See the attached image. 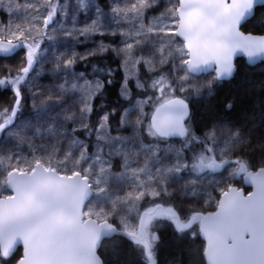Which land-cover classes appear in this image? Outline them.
Listing matches in <instances>:
<instances>
[{"label": "trees", "instance_id": "1", "mask_svg": "<svg viewBox=\"0 0 264 264\" xmlns=\"http://www.w3.org/2000/svg\"><path fill=\"white\" fill-rule=\"evenodd\" d=\"M97 2L103 12L109 8L108 0ZM156 2L165 7L178 8V0ZM59 3L58 11L61 13L63 0H59ZM43 10L46 11V7ZM59 14L54 20H58ZM262 19L264 5L257 7L254 16L242 25L243 30L258 33L262 27ZM0 21L5 28L9 21L20 24L18 20L10 19L6 13ZM49 27L54 29L53 23ZM118 27H122L121 23H118ZM113 31L115 30H103V34L95 33L91 38L89 35H80L78 31L73 35H65L64 33L70 31L64 30L60 35L54 33L53 39L45 38L28 77L21 84L22 106L14 123L2 132L0 138V175L4 177L7 170L16 166L31 171L36 159H41L46 165L61 170L62 174H71L77 169L68 168L67 165L55 161L62 157L65 161L66 155L74 148L73 143L76 139L84 138L92 144L95 143L98 134L102 140L99 148L108 154L116 150L113 155H117L118 149L123 147L120 145L121 139L110 138L106 133H115L114 129L122 127L118 129L120 130L118 136H128L129 133L133 134L134 130L138 133L136 135L138 139L145 143L154 146L174 144L176 150L182 151L186 164L176 174L166 179L157 175L132 178L133 184L114 189L111 196L98 193L100 185L98 186V180L96 181V174H92L86 167L77 170L89 176L92 181L94 195L87 205L91 206L96 202L102 205L103 209L110 211L113 208V201H116L113 214L119 215L113 217V222L120 229H124L125 220L122 222L120 218L123 216L126 219L127 215L122 206L124 202L131 203L133 198L128 200L117 198L126 196L137 187L152 183L155 188L159 187L158 196H147L139 202L137 213L132 217L135 221H138L145 209L158 203L173 208L182 221H187L194 213L214 210L222 194L221 189H227L232 185L243 186L242 175L239 177L235 175L240 161H243L250 170L264 167V62L250 66L244 58L237 59L236 73L227 81H218L212 73L202 76L189 74L193 80L177 93L174 87L177 82L179 83L180 70L177 72L178 77L172 72L171 64L147 72L144 64L140 63L142 87L131 81L129 89H126L129 94L125 96L121 92L125 82L123 53L116 51L123 48L125 43L120 33L115 31L116 34L113 35ZM174 39L183 45L176 34ZM102 44L114 45L115 48L109 47L106 52H100L98 49ZM26 51L27 49L23 47L11 56H0V73L3 76L16 75L15 69L26 60ZM182 51L183 54L185 52L186 59V51L184 49ZM73 52L79 53L74 65L54 69V64L61 53L67 58ZM95 79L100 81L102 89L94 97L91 111L85 117L83 105L86 100L80 85ZM209 80L212 81L211 84L208 83ZM154 81L159 83L154 86ZM61 84L65 85L64 89L59 87ZM72 84H76L77 87L72 88ZM45 94H54L59 99L50 100L43 106H34L33 101L39 102ZM175 95L187 99L191 105V117L187 122L189 134L179 141L161 139L153 135L148 122L150 111ZM15 99V90L11 84L0 85V110L14 104ZM137 105L149 109L148 113L139 116L142 119L141 127L136 125L134 127L127 118L129 109ZM69 114H74L71 119L68 118ZM105 115L108 116V121L106 126L101 128V124L105 123L102 119ZM125 119L126 123L129 122L131 125V131H128V127L122 126ZM81 124L87 127H80ZM19 125L20 133L25 139L20 141L16 135L7 137V134ZM87 151L91 154L97 150L94 146ZM7 152L12 155L10 160L7 159L9 158ZM212 153L219 161L229 160L225 168L216 172L197 171L196 164L199 158L213 155ZM118 165L119 163L112 167L113 174L119 170ZM140 180L144 182L142 185L137 184ZM2 181L0 179V192L5 193ZM148 242L156 264H207L203 254L205 243L200 237L198 223L187 230L178 231L171 219L159 218L148 229ZM20 249L8 257L0 253V264H15ZM99 254L104 264H149L145 247L123 234H115L112 238L104 240Z\"/></svg>", "mask_w": 264, "mask_h": 264}, {"label": "snow or ice", "instance_id": "2", "mask_svg": "<svg viewBox=\"0 0 264 264\" xmlns=\"http://www.w3.org/2000/svg\"><path fill=\"white\" fill-rule=\"evenodd\" d=\"M84 0H81L83 3ZM258 0H234L233 3H223V0H219L214 7L219 9L215 15H209L205 20L201 32L197 38H203L205 41L213 44L216 48L222 49L223 56L217 55L213 49L210 54L202 55L196 47L193 46V33L191 31V25L189 23L190 13L186 12L185 9L188 5L181 4L180 11L176 7L165 8L160 11L158 16L151 18V23L144 24L141 21L140 28L136 31V35H140L142 30L147 32H161L168 33L164 38L168 39L169 42L172 40L171 29L169 27V18H175L183 16L184 19L179 21V32L188 41V46L193 48V59L188 63L189 68H196L200 63L208 64L212 60H216L221 64V69L218 70L217 74L222 75L225 72L230 74L234 67L233 59L234 54L238 49H242L251 58L258 53H264V19L261 20L262 27L257 34L249 31H244L242 28L241 21L244 16L253 11L254 4ZM13 3V0H7V4ZM156 3V0H138L137 4H132L131 9L143 17L145 10L150 9L152 5ZM0 4L7 8V11L11 13L12 7H8L4 0H0ZM16 8L21 7L20 4L14 5ZM28 15L31 17L32 23L26 21L24 25L13 24L11 21L5 27H0V51H7L12 47L20 44L21 42L25 45L27 51L25 53L26 60L18 68L15 69L16 75H4L0 76V85L11 84L15 90L16 99L14 104L4 107L0 110V132L5 131L6 127L11 124L14 118L17 116L19 109L22 106L23 93L21 90L22 82L28 77L30 70L33 67V63L37 58L38 53L41 50V46L47 39L54 38L55 29H51L49 26L53 23L54 18L58 14L60 7L59 0H44V8L46 11H41V4L27 3L23 5ZM114 12L121 13L122 11L127 13L128 8L125 7L123 10L118 6L113 9ZM66 14V13H65ZM158 25V27H156ZM63 27V25L61 26ZM78 31L80 35H91L94 33L103 34L102 27L99 23V19L91 20L89 23L83 25V27L73 29V31L64 33L65 35H73V32ZM121 32H124L121 29ZM115 35V31L112 32ZM141 43V41H137ZM110 47L115 48L114 45ZM109 45L101 46L98 51L106 52ZM118 53H123L125 72L129 75H135V71L129 69V61H133L131 69L138 70V64L140 61H144L149 68L155 67L153 59L149 56H134V45L129 43L121 49H116ZM163 51V49H161ZM94 53H88L92 55ZM79 53L73 52L70 56L65 58L63 53L57 58V62L54 64V69H61L62 67H71L76 63V57ZM84 58V57H81ZM167 57L161 59V63H164ZM163 79V77H161ZM139 84V81H137ZM159 81H154L158 84ZM142 87V85H140ZM61 89L65 88V85L59 86ZM72 88H76V84L71 85ZM81 90L86 94L87 99L91 100L97 92L102 88L101 84L92 85L91 82L85 81L84 84L80 85ZM127 80L125 81V87L121 89L123 95L127 96L129 93L126 90ZM53 99H59V97L52 94L44 95L39 100V106L45 105L48 101ZM168 103L173 101L168 100ZM36 101H33L34 106ZM176 103L183 104V101H176ZM163 107V105H162ZM83 109L91 111V105L85 103ZM74 114H69L68 118L71 119ZM104 124H101V128L106 126L108 116L105 115L103 118ZM80 127H87L85 124H81ZM155 128L156 132L167 134L155 121L150 127V131ZM180 134L183 135L187 129L181 124L179 126ZM214 134V133H213ZM14 135L20 141H23L25 137L20 133L16 132ZM155 135V132H153ZM83 159V154L81 155ZM132 157L128 154H124V163L127 165ZM205 160L208 162V166H218L217 161L214 157L206 158L201 156L198 161L199 166H204ZM223 163V161L219 162ZM147 166V163H145ZM110 170V166L101 168L102 172ZM178 170V169H177ZM133 173L137 171H143V169H131ZM172 171V169H168ZM237 171L246 172L248 177L252 178L255 188L251 192L243 193L236 187H229L227 189H221L225 199L218 201L219 212L215 217H212L211 223L225 226L226 231L223 239L227 240L230 236L232 244L228 247L235 253H246L253 246H255L261 238H264V220L257 222L249 219L246 215L250 213L252 207L256 204L257 200L264 199V183H261L257 179L258 174L255 172H248L246 165L242 162L239 164ZM264 173V169L260 170ZM17 173H23L24 175H17ZM82 173L77 170H73L70 176H61L52 169L49 165H46L41 159L35 160V167L32 168L31 173L27 172L25 168L16 166L15 168L9 169L6 177L7 185L10 189L15 191L17 199L13 201L14 204L25 207L27 215L23 219H27L30 223H34L37 228L48 234L50 238L73 241L80 234H96L98 235L101 231L108 230L109 232L115 231L113 224L109 223L108 218L112 216L115 211L116 201H113L112 210L95 209L90 206H86L85 197L90 190V186L87 183V178L82 177ZM151 179V177H150ZM141 183H144L141 181ZM42 184L55 185L58 191L46 198L43 206H33L31 208L25 206V192L28 190V186L36 187ZM145 192L151 193L153 197L158 196L157 191L154 188H146L143 192H138L135 189L128 192L126 196L118 197V200H128L135 198L138 202L145 196ZM76 193V195H73ZM132 208H136V203L130 205ZM160 208V205H157ZM61 213L66 216V222H61ZM153 214H167L175 218V212L172 208L163 209L162 213L155 212L153 209H148L144 216L140 219L139 230L130 228L129 225L124 222L125 218L122 216L120 219L124 222L125 230H128L133 238L140 240L146 246H148L147 240V228L152 222ZM95 217V219H93ZM232 217H239L240 223L235 226H228V221ZM197 218V214H193L192 220ZM99 221V222H98ZM191 223V220L189 221ZM178 227L186 228L188 225L180 224ZM205 235H208V227L205 226L203 229ZM246 233L251 235L247 238ZM24 237V244L20 249L19 255L15 260V264H31V256L33 252V233L31 231L22 233ZM209 242L211 237L209 236ZM11 244L5 245L3 255H10ZM151 255V253H149ZM96 264H100L99 259H96Z\"/></svg>", "mask_w": 264, "mask_h": 264}, {"label": "water", "instance_id": "3", "mask_svg": "<svg viewBox=\"0 0 264 264\" xmlns=\"http://www.w3.org/2000/svg\"><path fill=\"white\" fill-rule=\"evenodd\" d=\"M178 2V11H180L181 4L188 5V8H186L185 11L190 13L189 23L191 25V31L194 36L193 46L196 47L202 55L210 54V52L214 49L217 55L223 56L222 49L216 48L215 45L205 41L202 37L197 38L208 16L215 15L217 12H219V9L214 7V5L219 2V0H178ZM233 2L234 0H223V3L227 4H231ZM262 5H264V0H258V2L254 4L253 11L244 16L243 20L241 21V24L243 25L247 20L251 19L254 16L257 7ZM178 19L180 21L183 20L184 17L178 16ZM179 21L177 25L176 34L184 42L185 49L188 51L189 54V59L187 61L189 62L193 59V48L188 46V41L185 40V38L180 34ZM23 46L25 45L23 43H20L7 51H0V56H9L15 53L19 48ZM237 58H244L249 65L255 66L264 61V53H258L250 58L245 51H243L242 49H238L234 54V67L232 68L230 74L225 72L222 75H218L217 72L221 69V64L218 63L216 60H212L208 64L200 63L194 69L189 68L188 63H186V67L189 72L195 75H202L213 72L215 73L216 78L218 80H229L234 76L236 72L235 62ZM168 100L173 101V103H168ZM168 100L154 108L150 116L151 125L155 121L162 129L166 131L167 134L156 132L155 128H153V130L161 138H185L188 135L187 120L191 115V105L185 98L181 96H175ZM176 101H183V104L176 103ZM15 118L10 125L14 123ZM181 124L185 129H187V131L183 135H181L179 131V126ZM2 132H0V138ZM261 169H264V167H261L256 171L249 170L248 172L257 173V179L260 180L261 183H264V173H261ZM56 172L61 176H70L61 174L57 170ZM17 175L24 174L17 173ZM84 177L85 176L82 175L81 179H83ZM86 178L87 183L90 186V190L88 191L85 197V201L87 204V202L91 199L93 195V188L90 184L89 178ZM243 181L245 186L251 189L249 192L254 190L255 184L253 183L252 178L248 177L246 173L244 174ZM231 187H236L240 189L243 193H247L244 188H239L237 186ZM8 189L11 191L10 195L5 197L0 196V253L2 255L4 252L5 245H12L9 250L10 254L15 252L18 248H21L24 244V237L22 233L31 231L34 237L31 264H96L97 258L99 259V262L101 264V261L103 259L98 253L101 243L103 240L109 239L115 234H123L132 239L133 241L141 243L145 247L146 254L148 255L149 259H152V254L149 255V242L148 246H146L140 240L133 238L129 231L119 230L110 221L109 223L113 224L115 231L109 232L108 230H104L101 231L98 235L80 234L73 241L50 238L46 232L39 230L34 223H30L27 219H23V217L27 215L25 207H21L13 203V201L17 199L15 191L13 189H10L9 187ZM57 191L58 189L55 185L42 184L36 187H32L31 185H29L28 190L24 194L25 206L29 208L33 206H43L46 201V198L52 194H55ZM73 195H76V193H73ZM221 199H225L223 194L221 195L219 200ZM157 205H160V208H157ZM150 208L153 209L155 212L162 213L163 209H168L171 207L164 206L163 204L158 203L145 209L141 213V217H143L145 212H147ZM174 212L175 218L167 214H153L152 221L158 218H169L173 221L178 230L189 229L195 223H198L201 238L205 242L204 256L207 264H264V238H261L255 246H253L248 252L243 254L235 253L228 247L232 244V240L230 236L227 240L223 239L226 227L211 223L212 217H215L216 214L219 212V205L214 211H209L207 213H194L197 214V218L195 220H192V214L187 221H182L178 213L175 210ZM246 215L249 219L255 220L257 222L264 220V199L257 200L256 204L252 207L251 212L247 213ZM66 219V216L61 213V222H66ZM190 220L191 223H189ZM178 222L180 224H186L188 226L186 228L178 227ZM151 223L147 228V240L148 229ZM238 223H240L239 217H232L228 221V226H235ZM205 226L208 227V235H205L203 231ZM250 235V233H246L245 237L247 238ZM209 236L211 237V242H209ZM3 256L8 257L9 255Z\"/></svg>", "mask_w": 264, "mask_h": 264}, {"label": "rangeland", "instance_id": "4", "mask_svg": "<svg viewBox=\"0 0 264 264\" xmlns=\"http://www.w3.org/2000/svg\"><path fill=\"white\" fill-rule=\"evenodd\" d=\"M4 2L7 4V0H4ZM135 0H108L109 8L103 12L101 6L97 2V0H84L83 3H81V0H63V12H59V18L58 20H54L53 22V28L55 29V34H61V32L65 31H73V29H79L83 27L84 24L89 23L91 20L99 18V23L102 27V30H116V29H127V33L118 31L120 33V37L122 41H124L126 44H133L134 45V56H149L153 59V63L155 67L149 68L144 61H140V63L144 64L145 69L147 72H153L154 70H157L159 67L171 64L172 66V72L176 74V77H178L177 73L180 70V78L179 83L177 82L174 91L176 93L179 90H182L184 85L193 80V78L189 75L188 71L184 70L186 68V61L188 57H185V52L183 54L182 49L183 45H180L179 42H177L174 39L177 23H178V17L175 18H169V27L172 30L171 36L172 40L169 42L168 39H165L164 37L168 35V33H161L157 31L153 32H147L146 30H142L140 32V35H136V31L140 28L141 21H143L144 24L151 23V18L153 16H158L160 11H162L165 8H170V6H164L160 3H154L150 9L145 10V15L143 17L139 16V14L132 12L129 13V19H122V13L114 12L113 9L116 8L117 5H119L121 8L126 6V3H134ZM18 3L21 5V7L16 8L14 5ZM27 3L32 4H40V0H13V3L7 4L8 7H12L13 11L9 13L7 11V8L4 7L2 4H0V18L5 15H8L10 19H16L18 22L22 25L25 24L26 21H30L32 23H36V21H31V17L28 15V12L25 10L23 5ZM157 9V10H155ZM66 13V14H65ZM13 17V18H12ZM119 17V18H118ZM118 18V20H116ZM118 23H121L122 27H118ZM1 27H5V25H2L0 21ZM63 25V27H61ZM158 27V25L156 26ZM95 35L91 34L89 35L91 38ZM66 37V36H65ZM63 38V37H62ZM89 39V38H87ZM137 41H141V43H137ZM97 45V42L95 43ZM123 45V47L125 46ZM163 49V51H161ZM185 51V50H184ZM187 54V53H186ZM167 57V60L160 65V61L163 57ZM124 60V56H123ZM133 61H129V69L131 71H135V75H129L125 72V65L123 63V71L125 76V81L127 80V88L129 89L130 82H134L136 86H140L142 83V78L140 77V63L138 64V70L137 69H131V64ZM181 63V64H180ZM184 66V69H183ZM187 73L186 79H181V77ZM139 81V84L137 83ZM91 84L94 86L96 84H100V81L90 80ZM102 85V84H101ZM125 87V82L123 84V88ZM102 89V88H101ZM100 89V90H101ZM100 92V91H99ZM97 92L96 95L99 93ZM84 93V92H83ZM95 95V96H96ZM94 96V97H95ZM84 97L86 102L91 105L93 102L94 97L91 100L87 99L86 94L84 93ZM85 117H87V114L90 111H86ZM149 112V109L146 110V107L144 108L143 105H137L131 109H129V113L127 114L128 120H131L130 124L140 126V121L142 119L139 118V116H143L144 113ZM151 113V111H150ZM127 119L123 120L122 126L124 128L128 127V131H131V125L129 122H127ZM149 122V121H148ZM150 125V124H149ZM20 125L16 128H13L11 132L7 134V137H11V135H14L16 132H20ZM135 127V126H134ZM141 127V126H140ZM122 127H119L115 130V133H106V136H109L110 138H118L121 139L120 145L123 146L122 149H118L117 155L108 154L105 152V150H101L99 146L101 147V137L97 134L95 137V143L90 144V142L87 139H76L73 143L74 148L71 152H69L66 155L65 161L62 158H57L55 161L56 163L67 165L68 168H76L77 170H81L82 168H88L91 173L96 174L98 180V186L99 194H106V195H112L114 189L118 187H123L125 185H131L134 183L132 181V178H139L138 176H151V175H157L161 176V178L166 179L171 177V175H174L180 170L184 165L186 164V158H184L183 153L181 150H176L174 144H157V145H151L148 143H145L144 141H140L138 137L136 136L138 133L134 132L133 134H128V136H118V132H120V129ZM101 129V128H100ZM134 129V128H133ZM108 130V128H106ZM214 142V141H212ZM125 144V145H124ZM173 145V146H172ZM96 148V153H88V149L91 147ZM70 146L68 147V149ZM67 149V150H68ZM133 149V151H131ZM128 151V152H127ZM9 155L10 160L11 154L10 152H7ZM128 153L130 156H133V154H136L134 156V160H129L128 164L126 165L124 163V154ZM5 154V153H4ZM83 154V159H81V155ZM213 155H205L206 158L214 157ZM140 156V157H139ZM5 158V155L3 156ZM218 166H208L207 160H205L204 166H199L198 163L196 164V170L203 172V171H219L223 170L225 168L226 163L229 162V160H222L223 163H219L221 161L217 160ZM119 163L118 167L114 174L112 173L111 169L114 165H117ZM245 164L243 161H240V163ZM145 163H147V166H145ZM6 164V163H5ZM246 165V164H245ZM110 166V170H107L105 172L101 171L102 167ZM239 167V165H238ZM237 167V169H238ZM247 167V166H246ZM172 169V171H168V169ZM131 169H143V171H137L133 173ZM178 169V170H177ZM235 172L236 176H239L241 172L243 171H237ZM59 170V169H58ZM161 170H166V173H162ZM9 170L6 171L4 177L1 174L0 179L2 181V188L5 190L4 192H0L3 195H8L7 193V186H6V175ZM61 172V170H59ZM62 173V172H61ZM158 173V174H157ZM89 177V176H88ZM90 178V177H89ZM5 179V181H4ZM91 180V178H90ZM142 180L137 182L138 185H142ZM92 183V181H91ZM1 184V183H0ZM154 188L157 193L159 192V187L155 188L153 184H145L143 187H137L135 188L138 192L145 191L146 188ZM126 188V187H125ZM124 188V189H125ZM153 197L151 193L145 192L144 198ZM143 198V199H144ZM142 199V200H143ZM141 201V200H140ZM135 201V198L132 199L131 203L124 202L122 208L126 210V219L125 222L129 225L130 228H136L137 221L132 219V217L137 213L139 202ZM133 203H136V208L130 207ZM89 206V205H87ZM110 206V205H109ZM95 207L97 210L102 208V205H98V203L95 202ZM115 215H119L117 213L113 214V216L109 217L108 220L113 222V217ZM95 218V217H93ZM135 221V223H133ZM154 260V259H153ZM151 264H154V262L151 261Z\"/></svg>", "mask_w": 264, "mask_h": 264}, {"label": "clouds", "instance_id": "5", "mask_svg": "<svg viewBox=\"0 0 264 264\" xmlns=\"http://www.w3.org/2000/svg\"><path fill=\"white\" fill-rule=\"evenodd\" d=\"M138 3V0H135V2L134 3H126V6L125 7H127L128 8V12L127 13H125V12H121L122 13V19H129V13H132V12H134L132 9H131V5L132 4H137ZM40 4H41V11H43V9H44V0H40ZM119 5H117L116 7H118ZM120 7V6H119ZM125 7H123V8H121L122 10L125 8ZM97 19H99V18H97ZM124 30V32L125 33H127V29H123ZM115 31H121V29H116ZM73 34H76L75 32H73ZM139 44V43H138ZM109 47H110V45H109ZM65 55V54H64ZM163 63H161L160 62V65H162ZM157 67L159 68V65H157ZM0 76H3V74L2 73H0ZM187 78V73H185L182 77H181V79H186ZM208 83L209 84H211L212 83V81L211 80H209L208 81ZM45 95H49V94H45ZM52 95H54V94H52ZM44 96V95H43ZM55 96V95H54ZM37 102V101H36ZM36 107H39V102H37L36 103V105H35ZM134 156H135V154H133V156H132V158H134ZM91 208H95L96 209V207H95V204H93V205H91L90 206ZM100 209H103V208H100ZM101 264H103V260L101 261Z\"/></svg>", "mask_w": 264, "mask_h": 264}, {"label": "bare ground", "instance_id": "6", "mask_svg": "<svg viewBox=\"0 0 264 264\" xmlns=\"http://www.w3.org/2000/svg\"><path fill=\"white\" fill-rule=\"evenodd\" d=\"M18 249H19V248H18ZM18 249H17V250H18ZM17 250H16V251H17ZM16 251H15V252H16ZM13 253H14V252H13Z\"/></svg>", "mask_w": 264, "mask_h": 264}]
</instances>
